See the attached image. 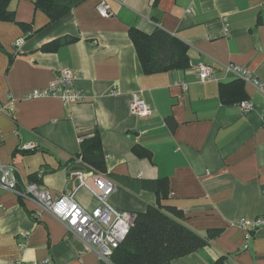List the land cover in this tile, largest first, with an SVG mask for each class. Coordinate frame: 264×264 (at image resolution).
Instances as JSON below:
<instances>
[{"label":"crops","instance_id":"crops-1","mask_svg":"<svg viewBox=\"0 0 264 264\" xmlns=\"http://www.w3.org/2000/svg\"><path fill=\"white\" fill-rule=\"evenodd\" d=\"M106 1L110 17L99 13L101 0H85L50 21L34 0H11L15 21H0L1 161L14 165L21 183L44 170L41 187L55 196L68 190L90 211L99 199L79 185L76 173L87 171L78 160L82 140L98 133L101 174L116 185L108 197L112 207L138 213L157 206L152 182L164 179L168 193L161 203L180 210L196 232L214 231L207 246L171 264H209L220 256L227 264H264V228L247 231L235 223L264 214V95L244 82L243 94L255 107L243 113L241 101L226 104L220 93L221 84L235 80L223 67L229 63L264 81V0ZM132 27L172 33L188 45L189 65L145 74ZM65 36L76 40L41 50ZM201 62L215 67L211 81L199 80ZM63 68L74 71V86L86 95L82 102L27 97ZM134 94L152 107L151 115L131 113ZM35 207L0 192V264H109L54 216L34 217Z\"/></svg>","mask_w":264,"mask_h":264},{"label":"trees","instance_id":"trees-1","mask_svg":"<svg viewBox=\"0 0 264 264\" xmlns=\"http://www.w3.org/2000/svg\"><path fill=\"white\" fill-rule=\"evenodd\" d=\"M84 1L34 0V5L36 9L47 14L50 21H56ZM10 2L11 0H0V21H15V12L9 9ZM21 25L28 30V24L21 23ZM129 35L145 74L182 69L189 65L188 45L172 33L162 28L146 33L132 27ZM75 40V37H59L44 44L41 50L55 51L61 45ZM243 85L244 82L240 79L221 84L220 93L223 102L234 104L246 99ZM135 151L139 155L150 156V152L142 148L136 147ZM78 158H82L83 163L96 172L102 173L105 159L100 134L82 140ZM37 178L38 175L35 174L29 181L39 183ZM166 185L164 179L152 182L153 189L159 195V204L136 213L127 237L111 256L113 264H171L173 260L194 253L209 244L215 234L214 231L206 235L196 232L183 221L184 216L180 210L161 203L168 193ZM209 264H227V262L224 256H220Z\"/></svg>","mask_w":264,"mask_h":264},{"label":"built area","instance_id":"built-area-1","mask_svg":"<svg viewBox=\"0 0 264 264\" xmlns=\"http://www.w3.org/2000/svg\"><path fill=\"white\" fill-rule=\"evenodd\" d=\"M124 3L125 0H117ZM98 11L103 17L112 15L110 4L106 0H101L98 5ZM190 10H188L189 12ZM225 33H228V27H225ZM23 39H19L16 44L21 46ZM228 75L235 79H240L246 84L252 85L257 91L264 95V81L261 80L250 68L245 65L229 63L223 66ZM197 75L201 82H207L214 79L215 67L211 64L201 62L197 65ZM76 75L74 71L63 68L59 75L45 88L36 89L28 93V98L58 97L65 104L82 102L86 95L83 91L75 88L74 80ZM186 88V85L184 84ZM238 106L243 113L254 109L255 102L252 99L241 101ZM0 108V113L2 112ZM130 111L139 117H147L152 114V107L139 95L134 94L130 103ZM33 145L27 144L30 148ZM79 162L84 164L81 158ZM85 165V164H84ZM87 171H79V185L86 187L94 193L99 199V205L88 211L82 207L70 191H65L61 195L55 196L47 189H44L36 181H27L21 183L16 174V169L12 164H5L0 159V192L10 191L17 194L21 199L33 201L35 210L34 217H39L43 212L57 218L66 228L67 232L80 241L87 248L94 252L101 261L113 264L111 256L115 249L127 237L131 226L133 225L136 213L129 210H118L108 203V197L116 189L113 180L96 172L91 167L85 165ZM44 170H40L37 175L42 177ZM92 178V182L87 181V177ZM236 225L252 231L258 228H264V214L254 219L240 218ZM28 236L27 232L23 233ZM248 237L250 235L248 234ZM23 247V244L20 245ZM47 258L43 263H50ZM11 264H23V261H17Z\"/></svg>","mask_w":264,"mask_h":264}]
</instances>
